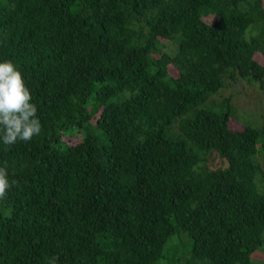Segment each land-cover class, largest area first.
<instances>
[{
	"label": "trees",
	"instance_id": "1",
	"mask_svg": "<svg viewBox=\"0 0 264 264\" xmlns=\"http://www.w3.org/2000/svg\"><path fill=\"white\" fill-rule=\"evenodd\" d=\"M3 60L42 132L0 142V264H264V0H0Z\"/></svg>",
	"mask_w": 264,
	"mask_h": 264
},
{
	"label": "clouds",
	"instance_id": "2",
	"mask_svg": "<svg viewBox=\"0 0 264 264\" xmlns=\"http://www.w3.org/2000/svg\"><path fill=\"white\" fill-rule=\"evenodd\" d=\"M32 95L22 73L11 60L0 61V142L11 147L18 142H28L42 132L37 116V105L31 103ZM17 186L9 178L7 162L0 166V199ZM59 255L48 258L47 264H58Z\"/></svg>",
	"mask_w": 264,
	"mask_h": 264
},
{
	"label": "rangeland",
	"instance_id": "3",
	"mask_svg": "<svg viewBox=\"0 0 264 264\" xmlns=\"http://www.w3.org/2000/svg\"><path fill=\"white\" fill-rule=\"evenodd\" d=\"M244 90L245 89H239L240 93L244 92ZM240 93L238 96H240ZM238 101L235 100V111L238 114V116L237 115L236 116L239 117L240 119L250 122V121L255 120L256 118H260L264 114V111H261L259 108L260 105L264 104V93H261L259 90L257 91L255 90L253 93L248 92L245 98V101L248 103L245 102L243 106H241L243 103L240 101H244V100L239 99ZM251 110H254V111H251ZM257 153L259 154L257 156L258 158L257 161L259 165L261 166V168L264 170V151L259 150ZM212 155L213 154H210L209 161L212 159ZM215 163L216 161L211 163V165ZM174 239H175L176 244L180 248L188 249L190 247V239L184 231L176 235ZM255 257L262 258L261 256H258V254H256Z\"/></svg>",
	"mask_w": 264,
	"mask_h": 264
}]
</instances>
